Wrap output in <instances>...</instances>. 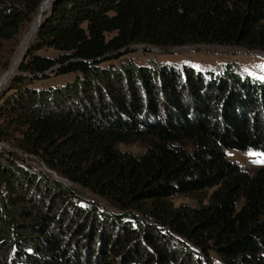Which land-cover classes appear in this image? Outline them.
Instances as JSON below:
<instances>
[{"label": "trees", "instance_id": "1", "mask_svg": "<svg viewBox=\"0 0 264 264\" xmlns=\"http://www.w3.org/2000/svg\"><path fill=\"white\" fill-rule=\"evenodd\" d=\"M43 1L0 0V51ZM196 44L264 52V0L53 1L0 106V140L22 132L61 178L0 148V264H264V165L227 155L264 154V79L103 64L134 45ZM50 71L77 77L29 86Z\"/></svg>", "mask_w": 264, "mask_h": 264}, {"label": "rangeland", "instance_id": "2", "mask_svg": "<svg viewBox=\"0 0 264 264\" xmlns=\"http://www.w3.org/2000/svg\"><path fill=\"white\" fill-rule=\"evenodd\" d=\"M51 7L52 5L44 12L43 17L50 11ZM31 25L32 22L22 30L18 40L6 41L4 43V46L0 51V77L7 73L12 67L18 56L24 35L28 32ZM39 27L30 39L17 69L12 73L7 82L0 87V106L15 91L12 89V86L15 84L13 82L14 78L20 74L19 65L27 57V53L32 43L36 41ZM133 47L134 48H132L130 52L123 55L121 58H116L113 61L108 60L103 64L109 65L114 63L116 67L121 68L123 64L132 60L137 66L153 67L176 65L183 68V66L187 65L203 72L213 71L217 74L224 73L227 69H233L243 77L249 76L252 79H264V52L259 50L248 51L240 46L210 44L176 46L168 49H159L153 46L143 45H134ZM38 53L53 57L58 54V52L52 48H43L39 50ZM48 74V77L33 79V82L29 86L36 90L56 88L74 81L77 77L76 73L56 74V72L50 71ZM9 136H13V138L5 141L0 140L1 149L15 152L20 163L29 164L33 170L48 172L53 174L56 178H61L55 172L46 167L39 155L32 154L25 150V148L21 147V141L28 142V139L23 136L22 132H11ZM121 148L136 153H143L145 150L144 147L138 144H121ZM227 155L230 159L238 162L243 168L256 169L264 165V154L260 150L248 149L242 151L238 149H228ZM68 184L74 187L76 186L69 181ZM174 201L176 204L187 203L194 205L197 203L196 199L187 195L176 196ZM215 264H221L218 257H215Z\"/></svg>", "mask_w": 264, "mask_h": 264}, {"label": "bare ground", "instance_id": "3", "mask_svg": "<svg viewBox=\"0 0 264 264\" xmlns=\"http://www.w3.org/2000/svg\"><path fill=\"white\" fill-rule=\"evenodd\" d=\"M53 1L54 0H44L42 2L37 15L35 16L34 20L32 21V25H31L30 29L24 35V38H23V40L21 42V46H20V50H19L18 56L16 57L12 67L10 68V70L7 73H5L4 75H2L0 77V87L3 86L7 82V80L12 75V73L17 69L18 64H19V62L21 60V57L24 54L25 50L27 49V45H28L30 39L32 38L34 32L37 30V28L40 25V22L42 20L44 12L47 9H49V7L52 5Z\"/></svg>", "mask_w": 264, "mask_h": 264}]
</instances>
